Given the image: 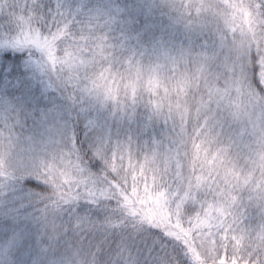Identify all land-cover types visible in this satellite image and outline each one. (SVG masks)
Instances as JSON below:
<instances>
[{
    "label": "snow or ice",
    "instance_id": "6c2138e0",
    "mask_svg": "<svg viewBox=\"0 0 264 264\" xmlns=\"http://www.w3.org/2000/svg\"><path fill=\"white\" fill-rule=\"evenodd\" d=\"M0 264H264V0H0Z\"/></svg>",
    "mask_w": 264,
    "mask_h": 264
}]
</instances>
